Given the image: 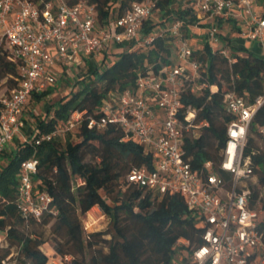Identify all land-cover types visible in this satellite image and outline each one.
Masks as SVG:
<instances>
[{"label": "trees", "instance_id": "obj_1", "mask_svg": "<svg viewBox=\"0 0 264 264\" xmlns=\"http://www.w3.org/2000/svg\"><path fill=\"white\" fill-rule=\"evenodd\" d=\"M78 1L67 3L72 6ZM85 1L94 7L96 27L106 30L132 4L145 0ZM181 1H187L188 5L182 6ZM151 2V15L143 22L142 36L176 19L186 22L187 38L194 36L188 29L197 21L190 0ZM154 13L156 17H152ZM204 43V47H193L192 59L200 64L199 84L204 81L208 87L195 92L184 88L180 92V118L191 106L197 111L195 123H203L195 138H185L183 158L202 178L208 173L205 164L211 162L210 170L230 188V175L217 167L227 125L233 121L224 107V94L232 90L248 103L264 95V57L232 53L237 61L230 63ZM116 46L121 48L119 58L109 67L91 69L89 58L83 57L89 73L86 79L80 78L82 88L68 99L62 97L44 112L31 115L32 128L31 120L24 115L26 106L38 103L52 89L29 97L22 120L24 129L29 127L30 133L14 150L7 151L5 147L0 153V158L5 159L0 165V261L10 257L13 264H49V254L43 253L41 247L51 243L61 264H185L190 248L200 242L203 229L199 219L188 210L179 194H154L126 181L133 168L153 169L151 155L145 154L136 141L124 142L122 131L113 124L102 130L87 126L88 117H100L99 109L107 94L134 91L139 76L149 71L159 74L174 63L170 58L173 44L169 37L156 41L151 48L133 47V42ZM19 67L20 62L1 43L0 83L4 81L6 88L0 91V96L17 87ZM211 86L215 87L213 91ZM2 109L0 103V115ZM73 112L83 115L71 132L34 145L36 134L63 126ZM243 157L249 158L252 174L237 190H249L250 205L254 206L264 201V104L248 126ZM32 158L37 160L36 172L31 176L33 195H49L55 214L48 212L39 219L29 216L25 220L20 211L18 184L21 164ZM93 207L108 218L107 232L83 230L81 218ZM258 229L264 233V219L260 217ZM180 257L183 262H178Z\"/></svg>", "mask_w": 264, "mask_h": 264}, {"label": "built area", "instance_id": "obj_2", "mask_svg": "<svg viewBox=\"0 0 264 264\" xmlns=\"http://www.w3.org/2000/svg\"><path fill=\"white\" fill-rule=\"evenodd\" d=\"M189 4L196 12L194 27L201 26L205 19L234 21L239 23L241 37L264 49V0H190ZM152 7L151 0L134 3L105 30L96 27L94 7L85 0L72 6L67 0H0V44L4 43L10 55L20 62L17 87L0 96V153L25 128L22 111L31 94L46 90L62 78L58 67L70 75L72 68L85 67L83 57L95 63L112 46L133 42V47L145 49L169 37L174 63L159 74L149 71L139 76L134 91L107 94L99 109L100 117H88L87 126L102 130L113 124L122 131L124 142L139 143L144 153L151 155L153 169L133 168L126 181L154 194H179L199 219L203 229L200 242L190 248L185 264H264V233L258 229L264 209L257 210L258 203L250 205L249 190H237L252 174L249 158L243 157V146L248 126L264 104V95L248 103L232 90L224 94V107L233 121L227 125L217 167L230 175V188L210 170L211 162L205 164L208 173L203 178L192 171L184 161L182 147L185 138L198 135L203 123H195L197 111L191 106L180 118V92L184 88L195 92L208 85L198 82L200 64L192 59L193 46L185 36L184 20H173L142 36L143 22L151 15ZM206 30V42H216L217 28L210 24ZM216 51L230 63L237 61L227 47ZM209 88L213 91L215 87ZM82 115L73 112L63 126L36 134L34 145L71 132ZM36 166L34 158L21 164L18 196L25 220L29 216L39 219L48 212L55 214L49 195H33L31 176ZM9 258L0 264H13ZM69 259L65 257L66 261ZM178 262H183L182 257Z\"/></svg>", "mask_w": 264, "mask_h": 264}, {"label": "rangeland", "instance_id": "obj_3", "mask_svg": "<svg viewBox=\"0 0 264 264\" xmlns=\"http://www.w3.org/2000/svg\"><path fill=\"white\" fill-rule=\"evenodd\" d=\"M187 3V1H181L182 6H187ZM156 16L157 13H154L152 17ZM210 24L211 26H215L219 32L217 41L209 44L210 50L216 51L227 47L232 53L238 54L243 57L248 56L249 54L257 57H264V49H262L256 42H252L240 36L238 31L239 23H235L234 21L230 20H217L216 18H214L211 20ZM197 38H190V44L192 46L196 44ZM203 39H205V37H203ZM204 44L205 43L202 42V47H204ZM120 51V47L112 46L107 53H102L99 56L98 61H96L95 63L91 62L95 65H91V69H94L95 67L98 69H103L111 66V64L119 58ZM88 71L89 70H86V68H80L77 70V68L74 67L72 73L70 74L71 79L66 77L59 79L55 85L49 87L50 89H52L50 94L46 95L38 103H28L24 110V115L27 116L28 120H31V124L29 125L30 128L34 126V122H32V119L34 120V118L31 117V115H38L40 112H44L48 107L52 106L62 97L68 99L76 89L82 88L80 78L84 77L86 79L87 74L89 73ZM73 77L74 80H72ZM5 88L6 85H4V81H2L0 83V91H3ZM30 128L27 127L26 129H24L22 131V135L27 136L30 133ZM17 137L18 136H15L13 141L7 146V151L14 150L18 146V144L20 143V139L18 141ZM71 139L72 141H76V139L72 136ZM3 163H5V159L1 157L0 165ZM252 181H256V179L252 178ZM262 205H264V201L257 204V210H260ZM260 219H264V210H262L261 212ZM81 223L83 226V230L85 229L84 231H87V233L99 231L107 232L109 230V220L102 214L98 207L89 210L87 214L81 218ZM45 237L46 239L49 238L48 232L46 233ZM41 250L43 253L49 254V264H61L59 262L58 256L54 254L51 248V243H47L46 245L42 246Z\"/></svg>", "mask_w": 264, "mask_h": 264}, {"label": "crops", "instance_id": "obj_4", "mask_svg": "<svg viewBox=\"0 0 264 264\" xmlns=\"http://www.w3.org/2000/svg\"><path fill=\"white\" fill-rule=\"evenodd\" d=\"M211 20L212 19H205V21L201 24V26H199V27H194L193 25H190L189 27H188V29H190L189 31H192V33H194V36L193 37H198L197 38V42H196V44L194 45L195 47L196 46H199V47H202V42H204V40L206 41V39H203V37H205V34L207 33V27L210 25V23H211ZM166 27V23L165 24H162V25H159V27L161 28V27ZM202 38V39H201ZM189 39V42H190V38H188ZM193 46V47H194ZM170 58H174V51L173 50H171L170 51ZM97 60H99V57H98V59ZM57 71H58V74H59V76L60 77H66V78H70L71 79V77H70V75H66L65 74V71H64V69H62L61 67H58L57 68ZM72 71H73V68H72ZM72 71H71V73H72ZM75 77V76H74ZM74 77L72 78V80H74ZM49 87H51V86H49ZM48 87V88H49ZM47 88V89H48ZM27 128V127H26ZM24 130V129H23ZM22 130V131H23ZM18 137H17V139H18V141H19V139H20V141H22L23 139H25L27 136H23L22 135V132L19 134V135H17ZM13 141V140H12ZM95 207H93V209H94Z\"/></svg>", "mask_w": 264, "mask_h": 264}]
</instances>
